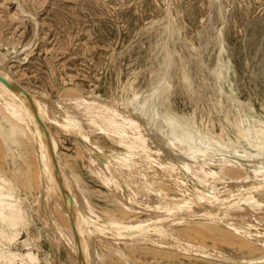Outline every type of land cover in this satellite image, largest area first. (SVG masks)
Masks as SVG:
<instances>
[{"label":"rangeland","instance_id":"rangeland-1","mask_svg":"<svg viewBox=\"0 0 264 264\" xmlns=\"http://www.w3.org/2000/svg\"><path fill=\"white\" fill-rule=\"evenodd\" d=\"M0 60L20 86L50 108L52 103L92 102L120 115L125 102L149 92L162 79L166 105L155 108L150 120L160 121L159 131L171 145L184 141L186 152L197 146L208 154L226 150L228 155H240L247 149L237 142V125L244 120L247 128L258 129L264 123V0H0ZM50 130L66 166L82 179L89 211L101 221L146 228L156 213L143 211L144 204L173 203L155 195L128 203L122 183L110 185L88 167L80 150L84 140ZM90 137L105 149L119 151L93 134ZM212 137L220 138L219 146L211 145ZM17 139L20 147L12 143L8 150L0 136V177L17 192L24 217L13 232L17 237L12 251L22 253L21 242L39 264H76L45 207L38 150L34 142ZM247 180L244 187L255 184L251 176ZM121 205L131 210L129 216H115ZM261 217L251 221L261 222L259 237L195 232L199 220L172 218L161 226L151 224V230L143 232L146 240L116 238L110 246L95 240V258H100L99 264L251 262L264 255ZM59 218L66 228L65 216ZM155 228L166 235H157ZM5 230V224L0 225L3 235Z\"/></svg>","mask_w":264,"mask_h":264},{"label":"bare ground","instance_id":"bare-ground-1","mask_svg":"<svg viewBox=\"0 0 264 264\" xmlns=\"http://www.w3.org/2000/svg\"><path fill=\"white\" fill-rule=\"evenodd\" d=\"M168 25L167 32L171 37V24ZM169 61L170 58L167 57L165 63L168 64ZM2 65L0 64V78L3 80L0 79V112L4 111L5 114H0V127L6 124L7 129L0 136L8 150L12 143L20 147L18 136H22V140L34 142L38 150L37 161L43 169L40 185L45 192V207L49 211V217L55 222L54 231L58 235L63 234L64 240L69 243L76 264H99L100 256L97 255L98 261L95 258V240L103 239L108 245L114 243L116 238L146 240L143 232L151 230V224L161 226L163 221L168 222L172 218L199 220L201 223L194 227L195 232L212 233L219 230L221 233L228 231L245 237L261 236V222L252 224L251 221L260 220L264 215V123L258 129L247 128L244 120L237 125V142L244 144L247 149V152L240 155H228L226 150L221 151V154H208L197 146L186 152L184 141L180 139L171 145L159 131L160 121L155 117L150 120L155 108L166 105L168 94L162 79L149 92L125 102L120 115L92 102H74L64 106L52 103L51 108L56 111L52 112L50 107L20 86L8 68ZM50 128L66 134L74 133L84 140L80 150L88 161V167L110 185L119 187L122 183L128 203H133L137 197L151 195H155L161 202L172 199L173 203L166 207L157 204L147 207L144 204L146 206L143 205V211L156 213L154 223L151 222L150 226L144 224L146 228H142V223L139 228V224L119 225L101 221L89 211L87 204L90 202L86 199L85 189L80 185L81 178L66 166ZM91 134L119 151L105 149L100 146L101 143L96 144L90 137ZM220 141L219 137L209 139L211 145L215 146H219ZM224 147L228 149L227 146ZM231 150L235 152V149ZM17 156L21 157V154L17 153ZM244 162L245 165H242ZM249 176L255 184L244 187ZM180 210L185 213L172 215ZM130 212L126 205H121L114 213L115 216L124 218ZM59 216H65L66 228ZM23 219L17 192L6 179L0 177V225L6 226V237L0 231V264H39L36 255L30 253V249L21 242L18 246L22 253L12 251L17 237L13 232L23 223ZM164 232L156 229L157 235L165 234ZM10 233L14 235H8ZM225 260L229 264H264V255L251 262Z\"/></svg>","mask_w":264,"mask_h":264},{"label":"water","instance_id":"water-1","mask_svg":"<svg viewBox=\"0 0 264 264\" xmlns=\"http://www.w3.org/2000/svg\"><path fill=\"white\" fill-rule=\"evenodd\" d=\"M1 79V78H0ZM2 80V79H1ZM3 81V80H2Z\"/></svg>","mask_w":264,"mask_h":264}]
</instances>
